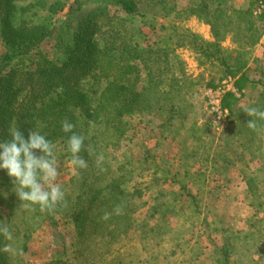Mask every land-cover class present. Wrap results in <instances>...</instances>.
<instances>
[{"label":"rangeland","instance_id":"obj_1","mask_svg":"<svg viewBox=\"0 0 264 264\" xmlns=\"http://www.w3.org/2000/svg\"><path fill=\"white\" fill-rule=\"evenodd\" d=\"M227 1L141 0V12L124 23L123 38L148 56L145 63L137 60V72L131 74L142 93L141 106L123 117L116 147H107L122 190L97 197L91 205L77 192L64 195L76 214L56 211L54 222L39 216L26 237L24 217H32L37 205L25 207L20 201L10 212L0 202V224L13 234L12 241L0 235V264H264V122L249 127L247 113L238 109L240 85L250 79L226 72L217 58L190 48L197 28L191 18L200 17L215 22L219 36L231 35L233 44L222 46L218 56L229 54L238 65L246 62L237 52L255 43L259 26L247 27L249 19L225 9ZM88 4L91 11L82 8L80 16L94 17V9L102 6L96 0ZM66 16L64 9L56 19ZM113 22L104 21L103 28ZM226 46H235V53ZM4 51L0 37V55ZM231 82L240 97L228 90ZM152 86V104L144 107L143 93ZM214 95L223 105L233 96L234 110H239L232 121L228 110V121L219 128L209 103ZM233 158L241 169L231 166ZM57 166L61 170L54 183L60 185L77 169L67 162ZM65 188L70 192L75 185ZM6 189L4 195L11 198L12 187ZM5 245L12 251H3Z\"/></svg>","mask_w":264,"mask_h":264},{"label":"trees","instance_id":"obj_2","mask_svg":"<svg viewBox=\"0 0 264 264\" xmlns=\"http://www.w3.org/2000/svg\"><path fill=\"white\" fill-rule=\"evenodd\" d=\"M90 1L0 0V37L5 48L0 55V142L11 140L9 129L12 127L18 128L25 138L31 131H37L51 142L57 163H69L71 153L67 150V140L71 133L62 131V122L67 120L75 125L73 131L84 137L79 155L87 167L77 168L61 188L66 196H75L77 192L76 196L83 197L89 205L110 191L122 190L118 184L119 176L109 164L111 154L107 147H116L123 132V117L135 113L141 106L138 99L142 93L135 88L131 74L137 72L138 61L145 63L148 59L139 53L136 42L125 43L123 40L127 34L124 23L141 12V0H96L102 6L94 9L95 16H80L82 8L89 10ZM64 9L67 16L57 21V14ZM258 17L264 18V15ZM104 21L114 22L104 29ZM248 26L254 25L248 21ZM56 32L57 38L54 37ZM107 32L112 35L106 36ZM191 38L192 50H199L208 58H217L226 72L238 74L244 63L230 62L229 54L218 56L222 49L219 43L204 41L196 33H192ZM153 87L143 93L147 99L144 107L152 104ZM232 97L224 103L230 121L235 114ZM258 109L264 110V103ZM248 119L260 121L250 116ZM56 149L59 156L55 154ZM32 151L36 157L42 155L38 149ZM100 157L103 159L97 163ZM0 176L3 179L0 202L13 212L15 203L20 201L13 191L11 198L4 195L12 182L5 171L0 170ZM96 182L105 185L98 187ZM68 184L73 188L75 185L70 192L65 188ZM66 196L52 210L41 211L37 205L32 217L25 216L23 222L27 232L24 237L37 227L35 222L40 221L39 216L54 222L56 211L70 217L76 214V208ZM62 202L63 206L60 205ZM65 205L66 210H61ZM81 211L84 209L78 213Z\"/></svg>","mask_w":264,"mask_h":264},{"label":"clouds","instance_id":"obj_3","mask_svg":"<svg viewBox=\"0 0 264 264\" xmlns=\"http://www.w3.org/2000/svg\"><path fill=\"white\" fill-rule=\"evenodd\" d=\"M250 117L264 120V110L248 107L243 110ZM249 127H255V121L248 122ZM75 125L67 120L62 122V131L71 133L67 140V150L71 153L70 165L73 168L87 167L86 161L79 155L84 145V137L73 131ZM11 140L0 142V170L11 178L12 190L19 201L26 202L25 207L38 205L41 211L52 210L63 201L64 192L61 185L54 183L58 176L57 161L53 155L51 142L37 131H31L27 138L18 128H10ZM38 149L42 153L36 157L32 150ZM103 158L100 157L99 163ZM114 213L119 215L120 208ZM106 213L104 220L110 219ZM0 235L5 240L12 241L13 234L7 225L0 224ZM5 252L12 251L11 245H5Z\"/></svg>","mask_w":264,"mask_h":264},{"label":"crops","instance_id":"obj_4","mask_svg":"<svg viewBox=\"0 0 264 264\" xmlns=\"http://www.w3.org/2000/svg\"><path fill=\"white\" fill-rule=\"evenodd\" d=\"M255 1L256 0H228L227 3H225V9L233 13L244 14L246 18L249 19L250 25L259 26L260 31L259 36L255 38V43L250 47H247L242 53L243 56L247 57V60L241 66L238 73L239 76H248L250 80L249 82L245 81V83L241 84L243 102L240 103L241 106H239L238 109H246L248 107L259 108L261 103H264V62L262 61V59H264V18H259L254 14ZM222 5L219 7H222ZM191 24L197 27L193 31H196L199 37L204 41L217 42L221 47H225L228 43L233 44V40L229 32H227L223 37H217L213 29V23L209 20L200 17H192ZM226 49L235 53V46H229ZM238 109L237 112L239 111ZM237 112L235 111V113ZM232 134L234 135L235 132ZM245 152V150H240L238 154H245ZM239 161V159L233 158L231 160V166L241 169L242 166L239 165ZM245 162L251 165L248 161ZM258 162L260 163L261 160L259 159ZM256 167L258 168L259 164H257ZM242 178L243 177H240L236 180V182H240V179ZM245 183L248 184L247 181H245ZM260 214L261 213L258 215Z\"/></svg>","mask_w":264,"mask_h":264},{"label":"built area","instance_id":"obj_5","mask_svg":"<svg viewBox=\"0 0 264 264\" xmlns=\"http://www.w3.org/2000/svg\"><path fill=\"white\" fill-rule=\"evenodd\" d=\"M254 14L257 16L264 15V0H256L254 5ZM228 90H231L236 97L241 96V92L232 84H228ZM211 112L214 116V125L216 128L222 126L228 121V109L221 103L220 98L213 96L209 99Z\"/></svg>","mask_w":264,"mask_h":264}]
</instances>
